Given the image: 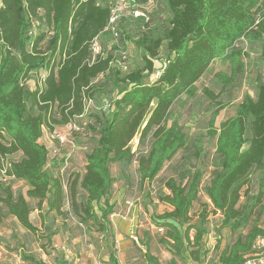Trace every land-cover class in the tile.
Returning a JSON list of instances; mask_svg holds the SVG:
<instances>
[{
	"label": "trees",
	"instance_id": "16d2710c",
	"mask_svg": "<svg viewBox=\"0 0 264 264\" xmlns=\"http://www.w3.org/2000/svg\"><path fill=\"white\" fill-rule=\"evenodd\" d=\"M136 1L143 4L147 0ZM261 1L163 0L169 18L162 32L153 33L151 23L129 18L121 27L119 39L106 50L107 33L103 29L109 8L105 0H0V166L3 158L20 152L18 159L8 161L6 174L27 185L23 193L13 191L10 183L0 182L1 207L22 227L34 232L29 199L36 200L38 208L44 200L50 210L63 205L62 183L45 169L48 149L39 138L45 125L52 129L53 125L70 121L78 123L86 100L96 98L98 76L113 75L117 95L110 110L93 113L95 119L87 124L90 136L84 143L89 148L85 171L80 179L76 176L69 190L70 205L79 220H91L106 230L107 216L112 213L105 198L114 182L112 165L123 172L136 161L140 179L152 181L163 164L188 141L177 119H170L175 101L182 94L195 95L196 83L214 59L227 60L230 65L229 73L214 74L215 83L220 89L231 85L242 65L244 53L236 47L241 38L261 42L264 58ZM158 5L159 0H155L152 14ZM133 23L139 24L135 43L142 51L143 65L121 74L113 63V51H118L120 45L126 47ZM41 26L45 29L38 30ZM95 36H99L105 55L90 61L89 41ZM162 46L169 62L160 76L151 80L154 59L164 56ZM41 69L46 71L42 84L29 88L24 80ZM203 91L213 100L219 95L208 88ZM216 104L207 133L215 136L218 162L204 191L212 209L221 215V227L235 232L249 224L252 209L264 193V78L256 77V96L246 94L234 113L218 126L215 117L225 103L216 100ZM137 134L138 148L133 151L130 141ZM146 141L148 149L137 153ZM256 172L258 175L253 176ZM201 176L199 170L184 168L177 178L166 179L168 193L158 195L171 207L158 216L167 226L166 237L160 242L171 246L172 256L166 264H178L175 255L183 249L184 240L189 241L188 230L181 233L177 224L187 221L198 197ZM77 183L85 191L81 203L75 199ZM253 184L257 191L251 204H238L241 189ZM101 199L104 206L98 208V216L94 206ZM203 232V228L196 229L192 238L195 246ZM258 235L264 236V228L254 223L244 235H238L219 251L217 264H240ZM107 249L103 264H119L115 247L110 243ZM143 258L148 264H163L148 248ZM24 259L44 264L30 255Z\"/></svg>",
	"mask_w": 264,
	"mask_h": 264
},
{
	"label": "rangeland",
	"instance_id": "374dc122",
	"mask_svg": "<svg viewBox=\"0 0 264 264\" xmlns=\"http://www.w3.org/2000/svg\"><path fill=\"white\" fill-rule=\"evenodd\" d=\"M264 12V0L261 1ZM260 12V13H261ZM169 13L164 6L163 0H159L157 10L151 17V30L160 33L165 29ZM45 29L44 26L38 30ZM37 28H35V31ZM131 37L126 43L129 69L143 65L142 51L136 45L135 36L139 34V24L130 26ZM115 43L113 38L106 34L104 36L105 49ZM236 47L241 48L244 53L242 65L235 81L224 89L215 83L214 74L218 71L230 72L227 60L214 59L208 70L196 83L195 95L182 94L171 108V120L177 119L183 130L188 135L186 145L180 149L170 160L166 161L156 177L152 181H142L137 172V163L133 161L123 172H120L116 164L112 165L114 182L110 186L106 200L112 206V213L107 216L106 230L88 220L81 222L70 205L69 190L76 176L80 179L85 171V153L89 150L85 141L90 136L87 124L95 119L93 113L108 110L106 104L112 105V100L117 95V86L113 75L104 77L99 75L96 79L100 82L96 91V98L92 104L85 109L83 115L78 119V130L68 129L65 125H53V128L44 126L43 133L46 139V147L56 149V155L50 154L46 162V170L54 178L57 177L62 183L64 194L63 205L59 209H48L46 200L37 207V201L29 199L32 208L29 218L36 227L31 232L17 221L15 217L8 214L6 209L0 205V264H32L24 259V256H33L44 264H103L107 260V245L112 244L116 249L119 259L120 251L125 252V259L119 264H148L143 254L148 248L159 260L166 264L171 258L170 245L162 244L161 238H165L167 226L158 216L171 207L160 201V193H168L165 181L168 177L177 178L178 172L184 168L199 170L202 172L198 197L192 203L187 221L181 225L177 224L181 233L188 230L189 241L184 240V247L175 255L178 264H217L219 251L230 244L238 235H244L252 224L264 228V193L261 201L253 210V217L249 224L235 232L221 227L219 212L212 209L211 203L205 194L204 188L209 183L211 171L215 168L218 157L215 153V136H210L208 121L212 112L217 108L216 100L225 103L215 117V126L219 122L232 115L235 107L242 98L248 94L256 96V77L264 78V58L261 56V42L241 38ZM165 56V48H160ZM116 55L118 51H113ZM121 71V70H120ZM41 73L45 74L44 71ZM121 74L124 72L121 71ZM39 74L31 73L24 83L31 89L38 86ZM208 88L213 93H218L216 100L208 97L203 91ZM112 106H109V110ZM170 121V120H169ZM168 121V122H169ZM58 136H63L65 142H58ZM249 136V132L246 133ZM247 144L244 145L246 147ZM133 151L138 148V134L130 141ZM149 147V141L139 148L137 153H145ZM70 152L69 162L63 164L64 157ZM21 156L15 152L7 156V160H16ZM254 173L253 176H257ZM78 179V180H79ZM13 191L25 193L27 185L21 180L11 179ZM78 182V181H77ZM264 190V185H263ZM75 199L81 203L85 198V191L78 183L75 186ZM257 186L240 191L238 204H251L252 196L256 194ZM104 206V200L95 204L94 209L100 216L99 207ZM205 209V212L203 211ZM204 212V216L201 213ZM161 228V229H160ZM203 228L202 238L197 246L192 243L196 229ZM131 231L133 233H131ZM52 232H57L54 236ZM119 234V237L117 236ZM135 234L137 239L130 237ZM198 250V253H196ZM3 257V259H2ZM121 262V263H120Z\"/></svg>",
	"mask_w": 264,
	"mask_h": 264
},
{
	"label": "built area",
	"instance_id": "2783aa9c",
	"mask_svg": "<svg viewBox=\"0 0 264 264\" xmlns=\"http://www.w3.org/2000/svg\"><path fill=\"white\" fill-rule=\"evenodd\" d=\"M100 2V1H99ZM97 2V3H99ZM106 4L109 8V17L106 26L103 31L109 34L113 40H118L121 32V27L125 25V21L129 18H136L141 20L144 23H151L152 11L155 9V0H147L145 3L140 4L136 0H105ZM29 33H33L30 31ZM89 50L91 53L90 61H93L97 56L105 55L102 52V45L100 43L99 36L93 37L89 41ZM169 62V59L165 56H161L159 58L154 59L153 71L150 76V79L153 80L160 76L163 72L166 64ZM113 63H115L118 68L127 72L129 70L128 65V54L126 47L120 45L118 48V54H115L113 59ZM44 71L45 74L41 73ZM39 74L38 84L41 85L44 77L46 75V71L41 69L37 71ZM92 99H87L85 103V109L88 108L92 104ZM111 104H106V108L109 109ZM84 109V111H85ZM84 113V112H83ZM83 114L79 115L82 116ZM68 129L78 130L80 127L78 126L76 121H70L64 124ZM57 141L60 143L65 142V138L63 136H58ZM48 156L50 154L56 155V149L47 148ZM70 152L64 157L63 164L67 165L69 162ZM9 166V162L7 158L2 159V163L0 166V182L8 183V180L14 179L13 176L6 174V169ZM161 229V228H160ZM131 238L137 239L135 234L130 235ZM240 264H264V236L258 235L254 238L250 251L244 256L243 261Z\"/></svg>",
	"mask_w": 264,
	"mask_h": 264
},
{
	"label": "crops",
	"instance_id": "0c3cea01",
	"mask_svg": "<svg viewBox=\"0 0 264 264\" xmlns=\"http://www.w3.org/2000/svg\"><path fill=\"white\" fill-rule=\"evenodd\" d=\"M39 142L40 143H42V144H44L45 146H46V139H45V136H44V133L42 134V136L39 138ZM45 169H46V167H45ZM14 217V216H13ZM32 222V221H31ZM131 233H133L132 231H131ZM56 235H58L57 233L56 234H54V236H56ZM117 236L119 237V234L117 233ZM2 253V252H1ZM0 253V256L2 255ZM118 258V257H117ZM2 259H3V257H2ZM123 259H125V252L124 251H120V255H119V259H118V262L119 261H122ZM121 263V262H120Z\"/></svg>",
	"mask_w": 264,
	"mask_h": 264
}]
</instances>
